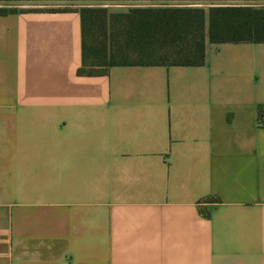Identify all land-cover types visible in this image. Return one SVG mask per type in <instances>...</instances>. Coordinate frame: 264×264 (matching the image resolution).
I'll return each instance as SVG.
<instances>
[{
  "label": "crops",
  "instance_id": "0c3cea01",
  "mask_svg": "<svg viewBox=\"0 0 264 264\" xmlns=\"http://www.w3.org/2000/svg\"><path fill=\"white\" fill-rule=\"evenodd\" d=\"M21 3L0 0V264H264V43L80 75L91 5Z\"/></svg>",
  "mask_w": 264,
  "mask_h": 264
},
{
  "label": "trees",
  "instance_id": "16d2710c",
  "mask_svg": "<svg viewBox=\"0 0 264 264\" xmlns=\"http://www.w3.org/2000/svg\"><path fill=\"white\" fill-rule=\"evenodd\" d=\"M133 1L165 4L126 11H111L103 5L81 8L80 75L106 74L111 66L120 64L202 65L207 39L213 43H264V3L260 0ZM172 2L175 4H168ZM13 11L0 9V14ZM130 51L142 59L115 60ZM259 116L264 120V106Z\"/></svg>",
  "mask_w": 264,
  "mask_h": 264
},
{
  "label": "rangeland",
  "instance_id": "374dc122",
  "mask_svg": "<svg viewBox=\"0 0 264 264\" xmlns=\"http://www.w3.org/2000/svg\"><path fill=\"white\" fill-rule=\"evenodd\" d=\"M24 5H37L40 8L44 9H59L66 8L69 5L73 4V1H80L88 5H103L108 6L111 11H126L132 7H149V6H162L165 3L160 1H133V0H109V1H100V0H31L33 4L27 3L30 0H22ZM260 3H264V0H260ZM174 5L175 3H168ZM7 9H20V7L15 8V4H10ZM13 5V6H12ZM19 5V4H16ZM25 8V7H22ZM21 8V9H22ZM142 57L136 52L130 51L125 55L116 56V61H139Z\"/></svg>",
  "mask_w": 264,
  "mask_h": 264
}]
</instances>
